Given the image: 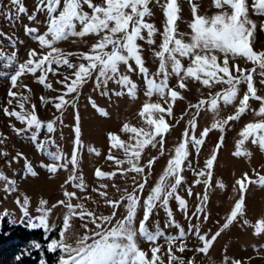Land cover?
Instances as JSON below:
<instances>
[{"label": "snow or ice", "instance_id": "obj_1", "mask_svg": "<svg viewBox=\"0 0 264 264\" xmlns=\"http://www.w3.org/2000/svg\"><path fill=\"white\" fill-rule=\"evenodd\" d=\"M155 3L159 4L160 0H155ZM213 3L218 10L209 15L201 14V5L192 2L191 31L183 32L179 29L182 9L178 0H163L165 20L162 31L154 22L146 19L154 15L152 0H37L35 10L28 16L34 26L25 25V31L38 42L42 51L31 48L27 58L20 61L16 52L8 54L0 49V56H5L6 64L14 69L0 72V76L9 79L11 84L7 104L3 105L2 111L9 117L8 123L12 130L18 134L30 133V139L36 142V147L44 150L46 141L55 144L56 140L47 134L40 140L38 133L41 126L46 125L48 133H55L57 124L63 123L66 109L74 108L71 153H66L57 145L56 151L48 150L54 162L41 161L43 167L53 173L57 169H69V165H72L64 181L63 198L51 206L46 199L40 198V214L30 216L27 194H24L23 199L16 197V202L32 221L30 226H42L45 231L57 228V222L51 220V214L57 206L61 207L62 211L57 213L62 217L59 238L54 236L47 244L48 249L60 251L58 264H197L195 253H208L214 242L234 223H252L245 218V196L241 194L225 214L223 223L216 221L218 227L215 231L203 227L211 218L208 209L209 187L213 184L226 187L223 180L214 178L213 171L218 160L217 153L225 142L223 133L226 127L230 122L238 121L241 114L251 108L252 99L260 102L258 110L253 109V112L264 117V94H260L254 80L257 66L261 69L260 76L264 77V49L256 50L250 40L258 27L264 29V22L252 18L253 12L264 15V0H252L251 4L249 0H213ZM9 4L11 7L5 8L0 0V9L10 23L18 19L21 13L28 12L22 0H9ZM89 34L97 39L89 45L88 50L65 51L57 46L61 42L72 38L82 39ZM0 35H4L13 47L17 45L18 41L8 33L0 32ZM157 35L162 37L158 46L155 39ZM140 40L147 41L151 52L159 58L158 68L154 71L146 66L144 48L138 42ZM241 61L244 64L251 62L252 67L242 66ZM61 66L68 71H62ZM137 69L145 81V95L149 98L139 109V115L147 127H138L125 121L122 131L131 133L127 140L122 139L117 132L107 133L114 148L123 150V158L114 155L110 148L107 155L114 161L113 170L95 168V176L109 178V182L95 188L100 199L95 201V208L89 207L76 191H70L67 187L72 182L75 188L86 190L83 173L78 172L83 144L79 97L90 81L94 88L101 89L104 94L115 91L109 87L110 82L115 81L120 88L118 96L127 93L136 97L138 85L130 73ZM50 73L55 76V81L50 78ZM26 74L34 75L35 80L45 88L58 91L57 96L39 97L42 103H51L58 110L53 118L45 120L38 115L37 104L30 95L33 90L22 79ZM172 78L176 79L175 85L171 84ZM189 79L210 89L217 84L226 86L215 93L210 91L207 97L201 95L195 105L188 103V109L195 110L187 121L189 126L182 130V138H178L173 145L166 166L150 186V174H155L157 155H152L148 149L156 150L163 157L166 151L165 134L171 127L166 117L174 116L173 104L177 98L186 99L183 91L188 89ZM56 82L61 85L59 89H55ZM259 83L264 84V79ZM154 94L159 97L156 101L151 100ZM87 99L98 107L100 113L105 116L109 114L105 108L98 106L92 96ZM221 102L224 106L231 105L234 111L226 117L220 116ZM13 104L18 105V108ZM202 108L211 109L214 118L210 126L200 129L197 118ZM13 119L24 126L18 127L12 122ZM211 130L220 131L218 142L208 153L203 166H194L190 153L194 151L197 156L201 154L202 145L206 143ZM239 136L236 155H251L245 146L249 139L264 149V118L247 122ZM6 143V134L0 131V144ZM89 151L99 154V150L92 146H89ZM0 153L9 165L13 160L23 157L27 172L36 175L31 161L23 152H18L12 159H8L6 148H0ZM186 170L194 173L190 184L185 175ZM252 171L255 173V183L264 185V173L255 168ZM118 176L130 179L131 190L115 183ZM252 182L253 177L247 171L236 180L241 193ZM201 183L204 185L203 193H194L193 185ZM17 184L15 178L8 177L0 169V187L11 193ZM185 185L188 196L199 198L191 212L189 200L178 191ZM109 188L115 190L112 195ZM74 199L79 202L74 203ZM92 199L89 195L88 200ZM172 199L178 201L183 215L194 218L187 226L175 218L170 204ZM160 208L165 211L164 224L175 226L178 232H167L161 227L159 219H152L158 215ZM76 220L80 221L82 231L76 229ZM149 224L153 227L150 228ZM255 231L264 233V218L256 222ZM190 233L196 238L197 245L193 246L194 254L189 258L184 253L189 247L187 241ZM141 240L148 242V250L140 246ZM32 244L41 247L36 241ZM41 264H45V261L41 260ZM220 264H242V260L229 257L225 252Z\"/></svg>", "mask_w": 264, "mask_h": 264}, {"label": "rangeland", "instance_id": "obj_2", "mask_svg": "<svg viewBox=\"0 0 264 264\" xmlns=\"http://www.w3.org/2000/svg\"><path fill=\"white\" fill-rule=\"evenodd\" d=\"M25 6L28 8V12L21 13L19 18L14 22L9 20L3 15V10L0 9V32L8 33L14 39L18 41L17 45L13 47L8 39L4 35H0V49H3L5 53L16 52L18 59L23 61L27 58V52L31 48H37L38 51H42L38 42L34 40L32 35L25 31V25L34 26L32 22L28 20V16L35 10L37 0H22ZM181 4L182 19L179 21V29L183 32L191 31L189 22L193 18L191 11V3L195 2L201 7L199 12L201 14L207 13L209 15L215 13L218 9L215 7L213 0H178ZM252 0H249L251 4ZM5 8L11 7L9 0H2ZM163 0H160L159 4L152 0L153 13L151 17H146L150 22H154L156 26L162 31L165 16L163 13ZM15 12V9H13ZM252 18L258 22H264V15L252 13ZM43 30V26H41ZM146 33V29L144 30ZM97 39L94 35H87L82 39L72 38L70 40L59 43L57 46L65 49V51H76L78 49L88 50L89 45ZM156 45L158 46L161 42L162 37L157 35L155 37ZM253 47L256 50L264 49V29L257 28L256 33L250 38ZM143 45L144 55L146 58V66L150 70L154 71L158 68L159 58L155 57L151 52L150 47L145 40L138 41ZM72 59H75L73 57ZM134 67V61H132ZM185 63L187 60L185 59ZM242 66L251 68V62L244 64L241 61ZM55 66V65H54ZM10 66L6 64L5 56H0V72L10 71ZM62 71H68L61 66ZM122 70L124 66L122 65ZM261 69L257 66L254 74V80L257 83L260 94H264V84H260L259 81L264 79L260 76ZM132 79L136 81L138 85V95L136 97L129 96L127 93L124 95H117L120 90L119 86L115 81L110 82L109 87L115 89V91H109L104 94L101 89L93 87V83L90 81L83 89L82 94L79 97L78 106L81 115L82 125V140L80 157L81 164L78 172H82L85 182L86 190L77 189L74 187L72 182H69L67 187L70 191H76L78 196L85 200L89 207L95 208V201L100 199V196L95 191L101 183L109 182V178H99L95 176V168L100 167L104 171L113 170L115 167L114 161L108 157V150L111 148L113 154L118 158H123V150L115 149L110 142L108 132H117L122 139L127 140L131 133L122 131V126L125 121L134 124L136 126L147 127L143 117L139 115V109L142 107L145 100L149 99L145 95V81L142 78V74L139 73L138 69L135 72H131ZM50 78L55 81V76L50 73ZM23 82L28 83L30 88L33 90L31 95L32 101L37 104L38 115L47 120L58 114V110L51 103L45 105L39 99L41 95L57 96L59 93L56 90L47 89L41 83L35 80L34 75L26 74L23 76ZM188 89L183 91V96L186 99L177 98V101L173 104L174 116L166 117L170 122V130L165 134L166 144L165 153L163 157H160L156 150L149 148L148 151L152 155H157V162L154 164L155 174H150L149 185L151 186L157 179L163 168L166 166V161L169 158V152L173 151V145L177 142L178 138H182V130L188 127V119L190 114L194 112V109H188V103L195 105L201 98V95L207 97L211 91L215 93L221 87H225L224 84H217L214 88H208L207 86L201 87L199 82L194 79L187 81ZM171 84H176V79L172 78ZM11 87L10 80L0 76V131L6 134L7 143L0 144V148H6L8 150V159L16 156L18 152H23L25 156L31 161L33 168L35 169L36 175H32L27 172L26 162L23 157L18 160H13L9 165L6 163L3 154L0 153V169H2L8 177L15 178L18 182L17 186L14 187L13 192H6L3 187H0V225L1 220L6 218L8 223H26L30 226L32 222L29 216H26L21 208L20 204L16 202V197L19 196L23 199L26 193L29 197V213L30 216H38L40 198L46 199L49 206L55 204L59 199L63 198V187L64 181L70 174L72 165H69V169H57L56 173L45 169L41 164V161L45 163H53V158L48 155V150L56 151L57 145L60 146L66 153H71L73 147L72 141L74 140V108L68 107L64 113L63 123H58L55 133H48L46 125L41 126L38 138L44 139V136H54L56 143L52 144L45 142V149L42 150L36 147V142L30 139V133H16L10 127L8 121L9 117L2 111L3 105L7 104L8 101V89ZM61 85L56 82L55 89H59ZM246 88V85L244 86ZM20 90V89H13ZM28 94L27 90H23ZM88 96H92L96 99L99 107H103L108 111V115L105 116L98 111V107L93 106L91 101L87 99ZM159 99L157 95L151 97L152 101ZM163 102V101H162ZM251 108L246 110L245 113L241 114V118L238 121L230 122L229 126L226 127L223 135L225 136V142L221 145L220 150L217 153L218 160L214 166V178L217 180H223L226 187L221 188L219 185L213 184L209 187V201L208 209L211 213V218L206 221L203 225L205 229L211 228L215 231L218 227L216 221L223 223L225 214L230 211V207L233 206L235 199L239 195L245 196L246 204V219L252 221L251 224H243L242 222H236L230 226L229 229L225 230L222 235L214 242V246L210 248L208 253H195L197 264H220L223 256L226 254L229 257H234L242 260V264H264V233H257L255 231L256 222L264 218V185L255 183V173L252 171L253 168L256 171L264 173V149H261L258 144L252 143L251 139L245 142V146L248 147L251 155H236V141L240 138L239 133L241 128L249 121L264 118L253 112V109L259 108V101L252 99L250 101ZM222 104V102H221ZM18 108V105L13 104ZM30 107V105H26ZM19 110V109H18ZM234 111L231 105L224 106L222 104L220 116L226 117ZM184 113L183 117L181 114ZM214 115L211 109L202 108L200 110V116L198 119V127L202 129L204 126H210ZM177 121L179 123H177ZM13 123H16L18 127H23V123L13 119ZM63 133V136H61ZM221 135L219 130H211L209 135L206 137V143L202 145V152L197 156L194 151L190 153L194 166H203L208 153L213 149L215 143L218 142V138ZM89 146L95 147L99 150V154L89 151ZM247 171L250 176L253 177V182L249 184L248 188L241 193L236 184V180L242 175L243 172ZM188 183L190 184L194 178V173L186 170L185 172ZM79 181L77 180L76 183ZM121 188L128 187L131 190L130 179H125L123 176H118L115 180ZM187 185L178 189L181 195H184L190 202L189 212L194 210V206L199 202V198L195 195L188 196L185 189ZM145 190V195L147 193ZM194 193H203L204 185H193ZM110 195L114 193V189H108ZM91 195L92 200H88V196ZM74 203L79 202L74 199ZM170 204L173 207L175 218L180 224L187 226L188 222L194 218L190 215L186 216L182 214V210L179 208L178 201L175 199L170 200ZM62 211L61 207L57 206L51 214V220L57 222V228L51 231H56L57 235H54L57 239L59 238V227L62 226V217H59L57 213ZM107 211V209L105 210ZM165 211L160 208L158 215L152 217L153 220L159 219L161 221V227L167 232H178L175 226L169 227L164 224ZM76 229L81 230L80 221L76 220ZM42 227V226H41ZM152 228L153 225L149 224ZM43 228V227H42ZM53 236V237H54ZM52 239V238H51ZM50 239V240H51ZM33 241H26L23 244L11 243V244H0V264H17L19 258H26L22 261L26 264H41V260L45 261L40 251V257L36 262L34 261L35 256L31 254V250L34 246ZM163 244L164 242L161 241ZM189 247L184 253L186 257L193 256V246L197 245V240L192 234H189V240L187 241ZM140 246L146 250L149 249V244L145 240L140 241ZM37 248V247H35ZM58 250V249H57ZM13 251V254H12ZM179 254V253H178ZM60 251L58 253V257ZM46 264V261H45ZM58 264V260L56 262Z\"/></svg>", "mask_w": 264, "mask_h": 264}, {"label": "trees", "instance_id": "obj_3", "mask_svg": "<svg viewBox=\"0 0 264 264\" xmlns=\"http://www.w3.org/2000/svg\"><path fill=\"white\" fill-rule=\"evenodd\" d=\"M56 233L57 232L54 230L45 231L42 227H29L26 223H8L7 219L3 218L0 225V244H11L17 242L23 244L26 241H36L40 243L41 247L35 248L34 246L32 249H30L29 246L27 247L31 250V254L35 256L33 262L38 260L41 251L46 264H56L59 250L53 251L47 247L50 239L54 235H57ZM23 259L26 258H19L17 264H26L22 261Z\"/></svg>", "mask_w": 264, "mask_h": 264}]
</instances>
